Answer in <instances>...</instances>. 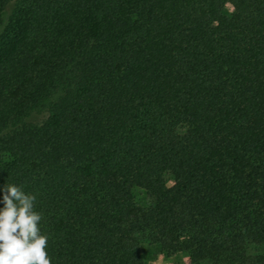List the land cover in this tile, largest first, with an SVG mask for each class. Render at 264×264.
<instances>
[{
    "label": "trees",
    "instance_id": "trees-1",
    "mask_svg": "<svg viewBox=\"0 0 264 264\" xmlns=\"http://www.w3.org/2000/svg\"><path fill=\"white\" fill-rule=\"evenodd\" d=\"M217 1L0 0V209L52 264H264V0Z\"/></svg>",
    "mask_w": 264,
    "mask_h": 264
},
{
    "label": "clouds",
    "instance_id": "clouds-1",
    "mask_svg": "<svg viewBox=\"0 0 264 264\" xmlns=\"http://www.w3.org/2000/svg\"><path fill=\"white\" fill-rule=\"evenodd\" d=\"M36 197L7 184L0 209V264H52L47 235L38 226L42 216L34 211Z\"/></svg>",
    "mask_w": 264,
    "mask_h": 264
},
{
    "label": "rangeland",
    "instance_id": "rangeland-1",
    "mask_svg": "<svg viewBox=\"0 0 264 264\" xmlns=\"http://www.w3.org/2000/svg\"><path fill=\"white\" fill-rule=\"evenodd\" d=\"M231 0H218L217 5L220 10V16L229 15L231 10L230 5ZM168 186L172 184L171 181H168ZM137 202L140 205L147 204V198L143 192H137L136 197ZM142 255L147 264H189V258L183 254H176L174 256H165L161 252H157L155 249L144 246L142 250Z\"/></svg>",
    "mask_w": 264,
    "mask_h": 264
}]
</instances>
